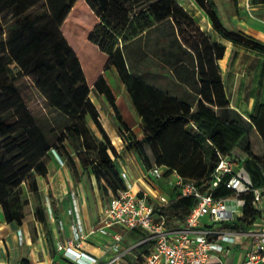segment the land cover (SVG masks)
Returning a JSON list of instances; mask_svg holds the SVG:
<instances>
[{
  "label": "trees",
  "instance_id": "trees-1",
  "mask_svg": "<svg viewBox=\"0 0 264 264\" xmlns=\"http://www.w3.org/2000/svg\"><path fill=\"white\" fill-rule=\"evenodd\" d=\"M42 2L47 3L48 10L30 15ZM194 2L219 38L264 54L259 40L223 24L214 0ZM253 3L263 5L264 0ZM4 15H13L19 21L8 40L0 44V208L8 223L23 224L32 195L37 201V221L54 249L48 208L38 182L42 177L50 186L44 159L53 147L9 76L8 67L16 64L33 80L49 106L69 119L54 149L72 177L88 174L97 183L105 182L106 191L113 195L128 190L120 176L116 149L91 98L96 92L109 101L127 149L136 153L148 170L166 167L167 175L177 172L186 182L207 190L222 158L243 163L252 188L239 195L246 204L243 216L231 228H252L262 215L253 191L264 189V71L250 123L246 124L238 112L227 111L230 102L219 65L226 46L208 38L176 0H109L102 15L86 0H0V18ZM167 21H172L176 40L196 64L199 89L191 102L150 84L145 73H133L117 41L129 43ZM193 27L196 29L190 30ZM3 35L0 29V39ZM113 69L141 119V139L126 122L106 80V73ZM48 194L53 217L58 221L57 200L50 187ZM213 194L216 199L235 196L225 183L219 184ZM196 205L193 197L176 192L157 216L164 217L169 226L173 220L184 225ZM129 235L136 240L144 233L135 230Z\"/></svg>",
  "mask_w": 264,
  "mask_h": 264
},
{
  "label": "built area",
  "instance_id": "built-area-1",
  "mask_svg": "<svg viewBox=\"0 0 264 264\" xmlns=\"http://www.w3.org/2000/svg\"><path fill=\"white\" fill-rule=\"evenodd\" d=\"M167 171L163 167L148 170L146 179L152 182L167 180L173 191L196 199L197 205L184 225L170 227L164 217L157 216L170 204V198L158 195L156 201H152L145 192L133 193L134 185L130 182L129 173L123 170L120 176L128 190L111 196L102 210L101 220L90 229L86 228L76 204L72 211L74 235L57 241V251L73 264H103L99 257L85 250L89 240L100 234L105 237V242L99 246L101 254L105 255L104 264H210L213 255H229L230 246L245 237L252 242V251L245 264H255L263 259L264 230L261 223L264 211L261 208L262 215L250 230L231 228L233 222L243 216L246 204L239 195L250 192L252 188L244 164L239 165L230 157L222 158L207 190L186 182L177 172L167 175ZM221 183H225L235 196L216 199L213 192ZM253 192L260 206L264 189ZM135 230L144 236L127 247L126 237ZM142 248L147 251H142Z\"/></svg>",
  "mask_w": 264,
  "mask_h": 264
},
{
  "label": "rangeland",
  "instance_id": "rangeland-1",
  "mask_svg": "<svg viewBox=\"0 0 264 264\" xmlns=\"http://www.w3.org/2000/svg\"><path fill=\"white\" fill-rule=\"evenodd\" d=\"M109 0H86V2L94 9L98 15H102L103 7L105 2ZM193 18L196 24L202 29L204 33L212 41H218L224 43L223 39L219 38L214 32L213 28H205V20L203 18L204 12L196 5L194 0H176ZM219 8L220 18L223 24L228 27L230 14H234L238 8L239 3L245 4L246 0H214ZM48 10V5L46 2H42L34 9L31 10L30 15L37 16ZM18 19H15L13 15H4L0 18V29L3 30L4 35L0 39V44L6 42L11 34L12 29L17 26ZM196 28H190L194 31ZM194 33V32H193ZM121 44L122 49L126 55L129 69L133 73H145L146 80L166 91H175L177 94L182 92L181 89H184V84H189L190 88H194L193 83L198 80L197 78V69L195 61L190 57V52H187L183 48L179 40H176L174 25L172 21H167L162 25H158L153 28L150 32L143 33L140 37L132 40L129 43H123L121 40H117ZM1 47V46H0ZM1 52V48H0ZM238 54V53H237ZM239 58L241 59L236 64L235 70L238 73H242L244 69L247 68L245 64V54ZM255 63L258 60L255 56ZM243 60V61H242ZM250 60L248 61L249 64ZM256 65V64H255ZM8 73L13 81V83L18 87L19 92L22 98L25 100L26 106L30 113L36 120V123L44 131L46 138L50 145L53 147L51 152L45 157V163L48 167L49 175L51 177L56 173L55 165L57 170L66 169L68 166L64 163L56 150L54 149L57 144L58 139L64 134L67 126L69 125V119L60 113L58 110L53 109L49 106L45 98L37 90L33 80L22 73L20 67L16 64H12L8 67ZM106 80L110 87L112 88L114 94L116 95V103L119 106L126 122L133 126L135 124V116L133 112V107L129 100L128 94L121 80L119 79L118 73L115 69L106 73ZM224 80V79H223ZM231 81L226 77L224 83ZM242 81L243 93L246 92L247 97L242 100L248 103L249 96L255 91V85H257L259 80V70L254 65L247 68V73L239 79ZM186 82V83H185ZM178 91V92H177ZM91 98L95 102L99 113H100V122L102 123L104 129L105 127L109 132L114 136V141L118 142V139H115V136L118 135L117 127L113 125L114 113L112 112V107L109 101L105 96L98 95L96 92L91 93ZM244 104V110L239 114L242 116L245 115L249 110V104ZM244 122L249 124V120H246L242 116ZM250 117L248 116V119ZM94 128V125H90ZM137 130V129H136ZM84 155V154H83ZM72 157H76L72 154ZM94 158V155H92ZM77 159V158H76ZM78 163V160H77ZM71 174V171L69 169ZM72 177V175H71ZM40 178V189L42 193V199L44 204L48 208L49 219L53 217L51 202L48 194V185L44 178ZM73 183L75 188H73L67 196L63 199L62 204L68 205L72 213L76 204L81 203V191L87 193L86 200L90 203V206L97 207V199L100 200L102 205L108 203L109 199L113 195L110 192L106 191L105 182L97 183L94 177H90L88 174L83 175L82 177L76 176L73 177ZM166 184L168 187V181ZM52 191L57 197L60 195L58 191V186L54 182L51 184ZM50 187V188H51ZM74 187V186H72ZM79 187V188H78ZM79 190H78V189ZM31 204L35 208L36 200L30 195ZM61 204V200L59 201ZM58 202V205H59ZM63 209V208H62ZM73 218V217H72ZM183 223L180 221H172L170 223L171 227H178ZM61 226V225H60ZM67 263V262H65Z\"/></svg>",
  "mask_w": 264,
  "mask_h": 264
},
{
  "label": "crops",
  "instance_id": "crops-1",
  "mask_svg": "<svg viewBox=\"0 0 264 264\" xmlns=\"http://www.w3.org/2000/svg\"><path fill=\"white\" fill-rule=\"evenodd\" d=\"M203 18L206 22L205 28H211V23L209 22L205 14L203 15ZM228 22V28L241 30L246 34L253 36L264 45V4L255 5L253 3V0H246L245 4L239 3L238 10L234 14H230V20ZM223 41L224 43L222 44L226 46V53L224 59L220 61L219 65L224 81L226 77L231 80H228L227 83L225 82V89L230 102V106L227 111H236L238 113H241L242 110H244V104H246L247 102L242 100V98L245 99L247 95L246 92L243 93L242 81H239V79L247 73V68L250 66L254 65V67L256 66L259 70V80L257 85H255V91L248 98L249 100L247 104H249V111L245 113V115L242 114V116L246 120H249L248 116L250 117V115L253 113V109L255 106V100L259 89L261 73L264 71V54H259L254 51L247 50L225 40ZM237 53L246 55L245 64L247 65V68L244 69L242 73L234 71L236 64L238 63V61L241 60L239 57L242 56L238 55ZM255 56L258 59L256 63L254 61ZM249 60L250 62L248 64ZM193 85L194 88L192 89L190 88L188 83L184 84L185 88L181 89L182 92L180 93V96L179 93L177 94L175 91H168V93L174 97H178L184 100L186 99L188 102H191L198 95V80L194 82ZM262 99L264 103V89ZM133 112L134 115H136L135 124L133 126L129 124L128 125L131 130L137 134V137L141 139L144 135L141 119L137 116L134 110ZM113 125L117 127L118 135L115 136V139H118V142H115L113 140L114 136H112V134L109 132V130H107L106 127L105 131L111 138L118 154L117 161L120 172L124 170L129 173L130 182L132 185H134L133 193H138L141 191L145 192L149 195L152 201H156V197L158 195H165L171 198L176 192L173 191L171 187L167 186L166 181L158 180L152 182L146 179L148 169L145 167L142 160L136 153L131 152L127 149V141L124 137L123 129L121 128L115 116L113 117ZM237 164L241 165L243 163ZM163 168L167 169L166 167ZM55 171L56 173L52 177L51 174H48L50 186L47 184L49 188L51 187L52 182H54L56 186L60 188L58 189L60 195H57L56 197V207L59 212V224L54 217L49 219V224L52 231V238L54 241V249L52 250L49 247V243L47 241L43 226L37 221L35 215L37 201L35 208H33L31 203L30 206L27 207L26 218L22 225H18L16 222L8 223L6 221L3 209L0 208V264H68L65 263V261L63 260V256L61 255V253L57 251L56 242L59 240H65L68 237L74 235V214H72L70 211L68 201L66 202L67 205L64 203L62 204V202L63 199L67 196V194L73 188H75V185L73 183V177H71L69 169L57 170L55 165ZM38 182L40 185L39 177ZM81 194L82 199L81 203L78 204V209L81 213L86 228L90 229L96 226L101 220L102 210L105 205H102L100 200L97 199V207H92L90 206V203L86 200L87 193L84 191V189H82ZM60 200L61 204L59 202ZM260 208L262 209V211H264V197L260 202ZM261 229L264 230V220L261 223ZM114 230L123 232L120 228H115ZM129 236L130 235H127V240L125 242V245L127 247L132 246L135 241H138V239L134 240L132 238H129ZM104 242L105 237L98 234L91 238L89 240V243L85 245V250L93 256L99 257L101 263L103 264L105 263V255L101 254L99 246ZM251 251L252 242L247 238L243 237L240 239L239 243L230 246L229 255H213L210 260V264H245ZM255 264H264V257L261 261H258Z\"/></svg>",
  "mask_w": 264,
  "mask_h": 264
}]
</instances>
